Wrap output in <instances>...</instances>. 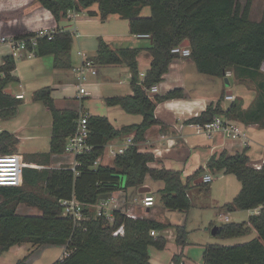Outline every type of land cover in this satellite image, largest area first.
Masks as SVG:
<instances>
[{
    "label": "trees",
    "instance_id": "16d2710c",
    "mask_svg": "<svg viewBox=\"0 0 264 264\" xmlns=\"http://www.w3.org/2000/svg\"><path fill=\"white\" fill-rule=\"evenodd\" d=\"M37 4L51 12L57 23L67 20L70 12L79 15L87 13L99 17L103 22L113 15L127 19L132 35H150L151 47L147 50L152 57L150 70L140 80L138 57L142 49H114L105 40H99L96 59L99 66H127L132 73L134 95L108 98L109 107H122L128 114L140 115L143 122L117 130L106 117L90 116V154L79 157L78 175L69 169L34 168L24 170V185L34 188L39 181L44 183L45 193L24 188H0V257L14 246L32 243L34 252L46 247H66L68 257L55 264H151L150 248L163 251L168 240L162 234L175 228L177 243L183 247L187 241L185 227H173L155 220L128 218L121 211H115L114 222L98 217L86 210L88 219L78 227L74 221L63 216L62 200L76 198L88 205H97L114 193L131 188H144L148 177L165 184L160 190L161 201L168 211L188 212L192 202L188 191L193 181L208 171L213 175L224 173L234 175L242 185L237 197L224 206L229 213L252 211L264 204V165L257 170L250 165L247 150L229 155L223 152L213 156L206 169L201 168L193 176L183 180L181 172L166 169L154 170L149 164L155 161L152 154L139 153L138 146H130L123 155L114 160V167L96 164L106 152L109 143L123 135L136 131L135 143L145 138L146 132L158 124L155 117L157 107L168 100L184 97L183 90H174L165 96H152V88L158 86L170 71L178 56L172 50L190 42V59L200 74L225 78L229 71L255 81L257 100L243 116L245 122L261 124L264 118V17L252 18L253 0L243 4L239 0H36ZM98 6L97 11L91 10ZM150 8L151 16L143 17V9ZM31 35V34H29ZM28 35V36H29ZM74 35L70 31L57 30L53 40L39 41L38 55L53 56L56 69H72V47ZM0 67V121L16 117L21 99L8 93L11 84L17 83L13 73L16 62L10 57ZM34 101L43 102L53 116L50 152L42 155L48 167L55 155H62L67 139L76 132L77 122L83 112L61 111L52 98V89L47 87L34 94ZM222 101V100H221ZM221 101L210 105L192 123L203 125L212 122L218 115L239 118L241 105L235 101L225 111ZM19 140L9 132L0 134V155H14ZM208 184H198L206 186ZM20 205L37 209L41 215L29 216L18 213ZM95 214V215H93ZM121 226L124 237L113 234ZM254 230L257 237L238 246L208 245L205 247L203 264H264V211L252 215L248 222L230 223L220 227L217 234L221 239H235L247 236ZM155 231L156 237L151 233ZM179 257L175 256V261ZM29 256L17 264H30Z\"/></svg>",
    "mask_w": 264,
    "mask_h": 264
},
{
    "label": "crops",
    "instance_id": "0c3cea01",
    "mask_svg": "<svg viewBox=\"0 0 264 264\" xmlns=\"http://www.w3.org/2000/svg\"><path fill=\"white\" fill-rule=\"evenodd\" d=\"M91 10L97 11L98 6H94ZM146 11H148V14H146ZM80 16L84 17H82L83 19L77 21V23L80 21V24L91 22L98 23V21L104 23L99 17H91L87 13H83L79 15V17ZM141 16L150 17V8L143 9ZM261 17H264V12ZM110 19H115L116 21H124L122 20L123 18H121L119 15L111 16L108 21ZM68 20L69 19L57 23L51 12L38 5L36 0H0V36L23 37L44 28H50L56 31L59 29L68 31L67 26L63 25ZM127 23L129 24V21H127ZM75 30L81 35L77 26ZM130 35V38L132 39L126 38V35H116L114 37H111V41L108 42H111L110 44L114 49H142V53L138 57V64L140 71V80L143 81L147 72L150 70L152 63V57L147 51L151 47L152 43L150 39H141L138 38L137 35ZM92 36L94 37V35H91L90 37L93 38ZM80 38H82V36ZM100 39L102 38H97V43L95 46H93L94 43L88 45L89 47L91 46V48L94 47V49H89V47H87V50H91V52L93 53L92 55H90V51H86L87 54H85L88 58L96 59ZM85 40H87V38ZM80 51L82 50L80 49L79 52ZM78 53V57L71 56L73 67L79 66L83 63V60ZM6 56H8L7 50L3 47H0V66L3 65L4 58ZM23 61H27L29 63L28 69L29 74L32 78L31 85L33 81L40 82L42 80H45V82L43 81V83L48 85L43 88L49 87L52 89V98L55 101L57 109L61 111H84L90 116L106 117L109 121L111 120V124L117 130H122L124 128L132 126H139L142 124V116L128 114L122 107H109L106 103V100L108 98L127 97L134 95L131 86L132 73L127 66L97 65L100 72L97 76L93 77L95 78L93 84H90V86H88L89 90L91 91V96L86 97L81 102L75 98L78 79L77 76L73 73L72 69H56L54 67L53 56L41 57L37 54L36 58L31 60L25 58L23 59ZM263 69L264 65L262 71ZM228 74H230L228 78L227 76L222 79L213 77L204 78L205 75L199 73L196 64L190 58L176 59L171 65L170 71L164 76L163 81L158 85V91L153 93L152 96H165L171 91L183 90L184 97L165 101L157 107V109L155 110V117L159 121V123L151 127L146 132L145 138L142 141L135 143V139L137 136L136 131H133L129 134L123 135L121 138L111 141L106 148V150L108 148L110 149L111 154L110 156L108 154V156L111 160V163H108V165L107 163H105V152L103 157L97 162L96 167L100 165L114 167V160L116 158L115 154H117L120 149L133 146L134 144L138 146L139 153L152 154L155 157V161L149 164V167L151 169H166L169 171L181 172L183 175V180L185 182L201 168L206 169L208 162L213 156L219 155L223 152H227L229 155H234L238 152L241 153L247 150V155L249 156L250 160L254 164H259L257 166H263L262 164H264V158L259 162H254L251 155L253 153L252 147L254 144L256 145V142L254 141L256 140V137L259 136L260 139L264 137V118L261 124L255 121H250L249 123L243 120V118H247L243 116V114L247 112L252 105L247 108L241 101L242 105L239 111L242 116L239 118H229L230 121L240 125L241 127H243V129H245L249 140V145L247 148H242L237 143L228 140L222 133L216 134L212 137L199 135L197 130L198 124L192 123V120L200 117L204 112H206L210 105H216L221 100V108L227 110L234 102H224L223 100L225 95H234L237 101L238 98L240 99V97L243 96L242 87L245 86V84H255V81H253L252 78L237 76L234 71H229ZM13 75L18 78V82L14 83V85H19L21 89H25L27 84L23 82L22 76L20 75V73H18L17 69ZM210 79H216V81L212 82L213 80ZM224 84L228 85L229 88L227 87V89H225ZM12 85L13 84H11L9 88L15 96L17 94L24 95V99H22L23 104L20 107L26 106V103L24 102L27 98L26 93L21 91L20 93L15 94L11 88ZM39 90L41 89H37L33 93V100L31 102L32 105L37 109L40 103L45 105L43 102L34 101V94ZM97 99H99L100 101L103 100V103L106 105V107H108L105 109H107L109 113L111 112V119L108 116L102 115V113H100L102 111H105L106 114V110L104 108H102V111L96 108V104L98 102ZM45 107L46 113L52 116L50 109L46 105ZM34 126L37 127V124L35 123ZM51 126L53 128V116ZM10 134L14 135L18 140L19 138H21L20 136H18V134ZM130 139L132 140L133 145L129 143ZM261 148L264 151V148ZM261 154L263 156V153ZM262 156L260 158H262ZM63 157L64 156L62 155L58 156V161H60V158ZM62 160L66 161L67 163L69 162V158L67 157H64V159ZM208 174L209 172L206 171L200 177V179L204 178V176ZM212 176L216 179H214L213 182L210 183V185L215 183L210 193L211 195L217 192V190L221 187V184L225 183L226 185H229L230 183H232V188L226 191L224 199H222L220 202H217V204L215 205L216 208L224 207L237 197L242 189V185L239 186V184L233 182V180H231L230 178L231 175H225L224 173H221L219 175L212 174ZM200 179L195 180L193 181V183H191L190 190L196 187L198 184L204 183L203 182L197 184ZM151 185L153 184H151V182H149L147 179V183L145 186L151 189V193L149 194L155 196L156 200L155 205L152 208L145 209L141 206V200L143 199L144 194L140 193V189H136L135 195L133 196V202L131 204H129V190L116 192L106 200L114 198L119 202V210L125 211L127 209L130 210L131 208H135L136 212L143 216L144 219L155 220L160 223L170 225L171 223L169 224L165 218L169 215V213L173 212L168 211L165 208H161L160 210L156 211L158 201L157 197L159 198L161 195L160 193L159 195H157ZM164 186L159 185L157 187V190H159L160 192V190H162ZM190 190L188 191V194L192 202ZM22 206L24 205H20L18 208L19 214H21L20 208ZM24 207L27 208L26 210L28 211V213L21 215H41L40 211H38L37 209L28 208L26 206ZM33 210H37L38 214H33ZM235 214H238V212L232 213V215ZM175 231L176 230L174 228H170L162 232L169 243L170 241H175ZM61 248L65 249L64 247ZM26 250L29 253L28 255H25L26 257L29 256L28 262L30 264H33V259L36 258L35 256L40 255L37 254L40 252V250L34 252V246L32 243H24L14 246L8 253L12 251H15V253H21ZM43 250H41V252ZM25 256L22 259H24ZM172 264L175 263L172 262ZM183 264L186 263L183 262Z\"/></svg>",
    "mask_w": 264,
    "mask_h": 264
},
{
    "label": "rangeland",
    "instance_id": "374dc122",
    "mask_svg": "<svg viewBox=\"0 0 264 264\" xmlns=\"http://www.w3.org/2000/svg\"><path fill=\"white\" fill-rule=\"evenodd\" d=\"M241 3H245L246 0H239ZM148 14V11H146ZM264 12V0H253L252 4V18L255 20H260L262 17L261 15ZM81 17V16H80ZM76 18L74 20H68L63 25L67 26L68 31H70L74 35V45L72 47L71 55L72 57H78L77 53L81 49L84 53L86 51H90V55L93 53L91 50H87L89 47V44H93V46L97 43V38H102L110 44L108 41H111V37L122 35L126 38H130V27L127 23V19H122L124 21H116L115 19H110L109 21H105L104 23L98 21L91 22V23H83L80 24L77 23L78 20L83 19ZM145 17V16H143ZM147 17V16H146ZM102 21V20H101ZM76 26L78 27L79 32L81 33L82 38H77V36L74 33V30L76 29ZM94 35L93 38L90 36ZM87 38V40H85ZM132 39V38H130ZM111 45V44H110ZM82 48H81V47ZM89 49H94L89 47ZM93 51V50H92ZM87 54V53H86ZM17 70L18 73L22 76V80L24 83L27 84L25 89H21L19 85H12L11 88L14 91L15 94L22 92L26 93V100L24 101L26 103V106L19 107V114L16 117H13L8 120L0 121V126L3 131L10 132L13 134H18L21 138H19L20 142L17 146V151L14 154H19L23 156L24 162L30 166H36V170H39L40 172H43V170L46 169H59L62 166H67L65 163L66 161L59 162V159L53 160V157L51 159V163L48 167L44 166L43 162L46 161V159L40 155V154H46L50 151V139H51V133H52V116L48 113H46V107L42 103L39 104L38 109L32 105L33 100V93L37 89H42L48 84H44L42 80L40 82L33 81L31 85V76L29 74V63L27 61L19 60L17 62ZM99 69V67H98ZM103 71V70H102ZM100 71L98 70V73ZM264 74V69L262 71ZM228 78V75H226ZM202 77V76H201ZM204 78H212V77H204ZM208 80V79H207ZM213 80V79H210ZM264 79H260L262 82ZM93 81H95V78L92 76L89 77V86L90 84H93ZM216 79H214L212 82H215ZM225 89H227L228 85L224 84ZM229 88V87H228ZM10 90V88H9ZM243 90V96L238 98L237 102L240 104H243L249 108L251 105L254 104V102L257 100L258 97V91L257 86L254 83H247L245 86L242 87ZM224 96V102L225 101ZM98 102L96 104V108L98 110L102 111V108H108L103 103V100L100 101L97 99ZM242 101V102H241ZM105 106V107H104ZM252 107V106H251ZM250 107V108H251ZM106 110L102 111V115H106L111 119V112L109 113ZM108 112V113H107ZM111 121V120H110ZM37 124V127L34 126V124ZM22 130V131H21ZM17 136V137H18ZM256 145L254 144L252 147V159L254 162H259L261 159L264 158V151L261 147L264 148V137L262 139L259 138V136L256 137ZM260 147V148H259ZM263 153V156L262 154ZM110 156V149L108 148L106 150L105 154V163H111V160L109 159ZM262 156V158H260ZM64 159V158H60ZM60 164L62 166H60ZM103 164V163H101ZM106 165V164H105ZM252 167L255 168V165L252 161L250 163ZM264 165V164H262ZM38 167V168H37ZM32 168V167H31ZM44 168V169H43ZM212 175V174H208ZM231 180L233 182H236V184H239L241 186V183L238 181V179L231 175ZM216 179V178H214ZM148 181L151 182V185L153 187V190L157 195H159V190H157L158 186H164L163 182L161 181H154L150 177H148ZM213 184H208L206 186H199L194 187L190 190V195L192 198V208L188 212H180V211H171L173 213H169V215L165 218L166 221L173 225V227H185L186 231L188 233L187 235V243L185 246L181 247L177 243V235L175 238V241H170V243H167V247L165 250L160 251L155 247L150 248V258L151 264H172L174 262L175 264H183L185 262L186 264H203V258H204V251L205 247L208 245H221V246H238V245H244L252 240H254L257 237V232L252 230L250 234L244 237L235 238V239H221L217 236H214L212 234L213 228L215 227H221L223 225H227L230 223H244L248 222L249 218L254 215L253 211H240L238 214L232 215V213H229L224 207L216 208L215 205L217 202H220L222 199H224L225 193L227 190H230L232 188V183L229 185L223 183L221 184V187L215 192V194H210L213 186ZM44 183L42 181H39L36 185V187L31 188L26 185H23L22 188L29 190V191H35L40 193H45L44 189ZM146 187V186H145ZM228 188V189H226ZM128 191V190H127ZM136 189L131 188L129 189L128 196H129V204L133 202V196L135 195ZM155 197V196H154ZM157 206L156 211L160 210L161 208H164L163 203L161 201V196L157 197ZM3 200L0 199V203ZM24 206L20 208L21 214H26L28 211L26 210ZM96 214L95 209L92 211ZM33 214H38L37 210L32 211ZM93 214V215H95ZM223 215V216H221ZM228 218L229 221H226L225 219ZM170 224V225H171ZM175 229V228H174ZM176 232V231H175ZM44 249V250H43ZM41 250H43L41 252ZM31 253V252H30ZM65 250L61 247H46L40 249V252L35 256L36 258L33 259V264H55L56 262L60 261L64 256ZM28 251H23L21 253H15V251L10 253H5L0 257V264H17L25 255H28ZM178 256L179 259L175 261V256ZM26 257V256H25Z\"/></svg>",
    "mask_w": 264,
    "mask_h": 264
},
{
    "label": "built area",
    "instance_id": "2783aa9c",
    "mask_svg": "<svg viewBox=\"0 0 264 264\" xmlns=\"http://www.w3.org/2000/svg\"><path fill=\"white\" fill-rule=\"evenodd\" d=\"M79 17V14L75 12H70L68 19L74 20ZM57 31L44 28L37 30L31 35H26L23 37L16 36H0V47H3L7 50L8 56H10L17 64L19 60L34 59L38 54L39 41L43 39L53 40ZM77 38H80L81 35L74 30ZM138 38L141 39H151L150 35H137ZM79 56L82 58L83 63L79 66H75L72 68L73 73L77 76L78 84L76 86V94L75 98L78 101H83L86 97L91 96V91L89 90V77H95L98 73V67L95 61L91 58H88L87 55L80 51ZM172 54L178 56L179 58H190L191 57V49L189 47H182L179 45L172 50ZM6 63L3 62L4 66ZM1 67V66H0ZM14 74V73H13ZM230 76V74H227ZM0 77L4 78L5 74L0 73ZM158 91V86H154L151 90L152 94ZM17 99H24V95L17 94ZM225 101L227 102H235L236 97L234 95H227L225 97ZM226 111V109H224ZM83 114L81 118L77 122L76 132L71 135L66 142V148L62 156L69 158V162L65 163L67 166H62L60 164L59 169H69L72 172L76 173L77 168L80 167L79 157L90 154L93 151V147L89 144V137L91 134L89 128V118L90 115L86 112L82 111ZM198 134L206 137H212L216 134L222 133L226 138L234 143H237L242 148H247L249 145V140L245 129L240 125L233 123L229 120L226 114L218 115L212 122L206 123L203 125H198L197 127ZM3 132L0 126V134ZM129 143L133 145L132 140H129ZM129 147L122 148L118 151L115 156L123 155ZM60 155L53 156V160H55ZM63 157V158H64ZM101 159V158H100ZM99 159V160H100ZM98 160V161H99ZM59 162H63L61 159ZM97 165V164H96ZM30 165L24 162L23 156L19 154L14 155H0V188H21L24 185V170L29 168ZM44 169V168H43ZM255 169L261 170L262 166H255ZM214 180L212 175H206L203 178V182L205 184H210ZM143 199L141 200V206L143 208H152L155 205V197L151 194H144ZM60 205L63 208V216L65 218H69L74 221L75 225L78 227L81 226V223L88 219L85 211H93L95 209L96 215L98 217H104L110 221V223L114 222V212L121 211L128 218L133 220H144V217L136 212L135 208H131L130 210H119V202L111 198L109 200H103L97 205H88L79 202L76 198L71 200H62L60 201ZM264 211V204L260 205L256 209L253 210L254 215H259ZM229 221L228 218L225 219ZM115 237H124L125 236V228L121 226L117 231L113 234ZM153 237L157 236V233L153 231L151 233ZM65 253L61 260L68 257L66 247H64Z\"/></svg>",
    "mask_w": 264,
    "mask_h": 264
},
{
    "label": "water",
    "instance_id": "95a60500",
    "mask_svg": "<svg viewBox=\"0 0 264 264\" xmlns=\"http://www.w3.org/2000/svg\"><path fill=\"white\" fill-rule=\"evenodd\" d=\"M182 47H190V42H189V41H186L185 43L182 44ZM8 93H9V94H12L13 96H15L11 90H8ZM198 183H203V178H201L200 181L197 182V184H198ZM140 193H141V194H149V193H151V189L148 188V187L141 188V189H140ZM219 230H220L219 227H215V228H213L212 234H213L214 236H217Z\"/></svg>",
    "mask_w": 264,
    "mask_h": 264
},
{
    "label": "bare ground",
    "instance_id": "6f19581e",
    "mask_svg": "<svg viewBox=\"0 0 264 264\" xmlns=\"http://www.w3.org/2000/svg\"><path fill=\"white\" fill-rule=\"evenodd\" d=\"M30 167H32V168H36V166H30ZM38 168V167H37Z\"/></svg>",
    "mask_w": 264,
    "mask_h": 264
}]
</instances>
